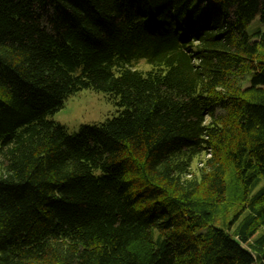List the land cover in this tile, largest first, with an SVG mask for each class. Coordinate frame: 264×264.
<instances>
[{
  "label": "trees",
  "instance_id": "1",
  "mask_svg": "<svg viewBox=\"0 0 264 264\" xmlns=\"http://www.w3.org/2000/svg\"><path fill=\"white\" fill-rule=\"evenodd\" d=\"M255 19L264 0H0V264H264ZM84 88L118 113L71 133L51 115Z\"/></svg>",
  "mask_w": 264,
  "mask_h": 264
},
{
  "label": "rangeland",
  "instance_id": "2",
  "mask_svg": "<svg viewBox=\"0 0 264 264\" xmlns=\"http://www.w3.org/2000/svg\"><path fill=\"white\" fill-rule=\"evenodd\" d=\"M258 27L264 28V23H260L255 19L247 26L246 31L252 33ZM137 61L135 66L138 69L147 70L150 68V64L144 59ZM117 113L118 107L108 98L105 92L93 88H84L71 95L64 102L63 107L51 115V118L64 124L68 131L73 133L77 131L81 124L99 122L105 118L115 116ZM230 195L231 193L228 192V200Z\"/></svg>",
  "mask_w": 264,
  "mask_h": 264
}]
</instances>
